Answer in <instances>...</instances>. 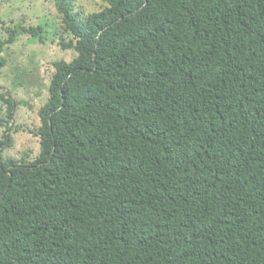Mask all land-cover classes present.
Here are the masks:
<instances>
[{
    "label": "trees",
    "instance_id": "trees-1",
    "mask_svg": "<svg viewBox=\"0 0 264 264\" xmlns=\"http://www.w3.org/2000/svg\"><path fill=\"white\" fill-rule=\"evenodd\" d=\"M102 1L56 0L39 158L0 140V264H264V0Z\"/></svg>",
    "mask_w": 264,
    "mask_h": 264
},
{
    "label": "rangeland",
    "instance_id": "rangeland-1",
    "mask_svg": "<svg viewBox=\"0 0 264 264\" xmlns=\"http://www.w3.org/2000/svg\"><path fill=\"white\" fill-rule=\"evenodd\" d=\"M75 11L85 17L107 7L102 0H74ZM23 25L36 29L38 37L23 35L6 45L8 28ZM73 40L63 26L56 0H0V140L12 139L4 152L5 160L34 162L41 153V110L50 99V88L57 62L72 63L74 50L63 49ZM8 100L16 108L10 119Z\"/></svg>",
    "mask_w": 264,
    "mask_h": 264
}]
</instances>
